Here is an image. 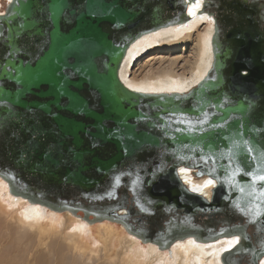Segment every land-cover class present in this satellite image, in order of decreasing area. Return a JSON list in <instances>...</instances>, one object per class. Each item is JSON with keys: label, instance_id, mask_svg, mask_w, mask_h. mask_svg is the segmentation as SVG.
I'll return each instance as SVG.
<instances>
[{"label": "water", "instance_id": "1", "mask_svg": "<svg viewBox=\"0 0 264 264\" xmlns=\"http://www.w3.org/2000/svg\"><path fill=\"white\" fill-rule=\"evenodd\" d=\"M195 2L10 0L0 177L31 204L161 249L239 237L222 263L264 264V0H203L213 63L190 92L144 94L120 78L130 46L187 23ZM182 165L217 179L211 200L187 189Z\"/></svg>", "mask_w": 264, "mask_h": 264}, {"label": "bare ground", "instance_id": "2", "mask_svg": "<svg viewBox=\"0 0 264 264\" xmlns=\"http://www.w3.org/2000/svg\"><path fill=\"white\" fill-rule=\"evenodd\" d=\"M200 2L194 15L188 11L187 23L146 33L130 46L120 70L129 89L185 94L206 78L213 63L214 27ZM193 4L188 3V10ZM4 13L0 10V15ZM188 172V167L180 166L183 183L199 188L202 181L191 182ZM216 184L212 180V187L199 189L198 194L210 200ZM80 219L13 195L0 177V264H223L225 249L237 245L234 238L208 243L188 238L161 249L143 243L120 224L107 222L95 228Z\"/></svg>", "mask_w": 264, "mask_h": 264}, {"label": "clouds", "instance_id": "3", "mask_svg": "<svg viewBox=\"0 0 264 264\" xmlns=\"http://www.w3.org/2000/svg\"><path fill=\"white\" fill-rule=\"evenodd\" d=\"M188 170H189L188 175H191V182H193L194 180L202 181L201 184H200V186H199V188H197V190L208 188L209 185L206 186V184H207V181H209V180H211V181L212 180L213 181L216 180L217 181V179L214 176H212V175L211 176H209V175L200 176L198 170H196V169H195V172H192V171H194V168H188ZM217 183H218V181H217ZM191 184H188L189 188L187 187L186 184H184V185L187 187V189L191 193H193V194H195L197 196H202L204 198H207L206 196H203L202 194H198V191H193L192 190L193 188H192V185ZM217 186L218 185H216L215 187H213L211 192H213V190L216 189ZM210 187H212V185ZM211 198H212V196H211ZM207 199H209V198H207Z\"/></svg>", "mask_w": 264, "mask_h": 264}, {"label": "rangeland", "instance_id": "4", "mask_svg": "<svg viewBox=\"0 0 264 264\" xmlns=\"http://www.w3.org/2000/svg\"><path fill=\"white\" fill-rule=\"evenodd\" d=\"M7 3H8V1L7 0H0V10L2 11V12H4L5 11V9L7 8ZM204 31H205V29L203 28L202 30H201V32H202V34L204 33ZM212 191V190H211ZM57 214H60V215H67V216H69V217H71V218H73V217H75V218H78V219H80V217H78V216H74V215H72V214H70L69 212H63V213H58V212H56ZM81 220V219H80ZM108 222V224H109V221H105V222H99V223H88L91 227H95V228H98V227H100V224L102 223H107ZM110 224H113V223H111L110 222ZM114 225H117L118 226V224H114ZM120 226V225H119ZM122 228V227H121ZM123 229V228H122ZM124 230V229H123ZM124 232L125 233H127L125 230H124Z\"/></svg>", "mask_w": 264, "mask_h": 264}, {"label": "snow or ice", "instance_id": "5", "mask_svg": "<svg viewBox=\"0 0 264 264\" xmlns=\"http://www.w3.org/2000/svg\"><path fill=\"white\" fill-rule=\"evenodd\" d=\"M200 6H201L200 0H196L195 4H193L188 10L189 14L190 15H194L195 14V10L199 9ZM116 179H117V182H118L119 181V177H117ZM259 179L260 180H264V176L259 177ZM211 184H212V181L209 180V181H207L206 186L207 185H211ZM192 190L193 191H197V189H195V188H193ZM262 195H264V193H262ZM234 240H235V243H238L239 242V237H235ZM225 251H228V249H225Z\"/></svg>", "mask_w": 264, "mask_h": 264}, {"label": "flooded vegetation", "instance_id": "6", "mask_svg": "<svg viewBox=\"0 0 264 264\" xmlns=\"http://www.w3.org/2000/svg\"><path fill=\"white\" fill-rule=\"evenodd\" d=\"M254 2V1H253ZM212 21H213V19H212ZM213 27H214V24H213ZM246 74V73H245ZM79 215L82 217L83 216V212H79ZM79 216V217H80Z\"/></svg>", "mask_w": 264, "mask_h": 264}, {"label": "built area", "instance_id": "7", "mask_svg": "<svg viewBox=\"0 0 264 264\" xmlns=\"http://www.w3.org/2000/svg\"><path fill=\"white\" fill-rule=\"evenodd\" d=\"M180 170V168L178 169V171ZM216 185H218V183L216 184ZM213 187H214V185H213Z\"/></svg>", "mask_w": 264, "mask_h": 264}]
</instances>
